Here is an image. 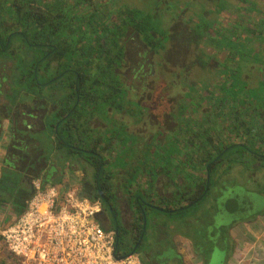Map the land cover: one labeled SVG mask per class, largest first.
<instances>
[{
  "label": "trees",
  "instance_id": "16d2710c",
  "mask_svg": "<svg viewBox=\"0 0 264 264\" xmlns=\"http://www.w3.org/2000/svg\"><path fill=\"white\" fill-rule=\"evenodd\" d=\"M147 1L110 11L95 0H0V71L7 62L14 71L10 93L0 74L9 156L27 183L59 184L58 165L76 160L79 193L101 203L99 221L116 231L118 256L136 254L150 196L160 198L156 210L186 212L228 188L219 181L233 168L264 170V0ZM196 66L215 67L217 81L189 80L185 72ZM157 68L170 84L155 85ZM145 120L156 128L148 140L126 122ZM55 153L63 154L57 162ZM235 185L260 199L254 213L264 214V185ZM117 188L141 213L129 229L119 221ZM235 221L220 240L228 243ZM197 251L213 263L214 248Z\"/></svg>",
  "mask_w": 264,
  "mask_h": 264
},
{
  "label": "rangeland",
  "instance_id": "374dc122",
  "mask_svg": "<svg viewBox=\"0 0 264 264\" xmlns=\"http://www.w3.org/2000/svg\"><path fill=\"white\" fill-rule=\"evenodd\" d=\"M68 5L73 4V0H64ZM96 4L103 5L106 9H109L110 11L118 10L121 7H149L150 2L147 0H95ZM234 3V0H229ZM257 2L261 5V0H257ZM103 7V8H104ZM19 55V51L15 53ZM25 59V58H24ZM13 63L7 62L6 67L3 68V71H0V74L7 77V80L2 83V88L10 93L11 86L10 82L13 80ZM188 72H185V75L188 77V79L193 81H201L203 83L205 82H214L217 81L216 77V68L215 67H207L204 71L200 70L198 66L193 68H188ZM162 71V75H161ZM168 71H172L168 69ZM161 76V79L158 80V82L155 83V85L160 84V81H164L165 84H170L171 81L169 80V75H166L164 70H161V68H157V78ZM181 90H183L180 87ZM3 100V99H1ZM34 105V104H31ZM31 105H29L31 107ZM29 106H26L27 109H31ZM146 121V122H145ZM143 124L138 126H133L130 124V121H126L128 123V130L135 135H139L140 137H143L144 140H148L151 135L155 133L156 128L153 126V124L149 123V121L145 120ZM6 121L1 124L3 128L0 129L2 131V134L0 136V140L5 136L4 134L7 133L8 135V125L5 123ZM10 138L8 142H5V140L1 141L0 147L3 144H7V146L10 143ZM160 140H162L160 138ZM141 145V141L139 142L138 146ZM0 152L2 153V150L0 149ZM6 154L9 152L8 148L5 151ZM60 156H63L61 153H55L52 155V159L54 162H57V158ZM60 159V158H59ZM64 163V162H63ZM62 163V164H63ZM64 168L62 169V166L58 165V171L61 174V180L59 183L60 187H76L77 189H81L82 187V181H83V173L82 168L79 166V163L76 160H71L65 163L63 165ZM87 168V167H86ZM91 174V170L88 171V175ZM58 175V174H57ZM59 176V175H58ZM86 181L90 182L91 178H88ZM225 181L228 185V188H222L223 190L217 192L216 196L209 200L205 199L202 204L199 206L196 204L192 208L188 209L186 212L179 211L175 213H164L163 211L156 210L154 205H158L160 202V198H153L150 196L148 198L149 202L145 203V206L143 207L144 210L142 212L144 213V216L146 218V226L144 231V236H142L140 239L137 240V249H136V255L143 261L145 264L151 263L152 258H160L162 259V264H166V261L172 262L171 264H178L177 261H174L177 259V251L178 254L181 253L180 250L182 246H184V241L187 243L186 247L188 248V252L190 253L197 250H202L206 256H209V252L212 248L215 249L214 253V260L211 264H222L224 262L223 258V248H227L228 243L222 241L224 238L223 234H220L219 231L223 230V228H228L231 226L232 221L236 220L232 225V232L233 236H241L237 232L239 230H243L244 235L248 236V240L256 241L257 233L261 231V233H264V214L262 212H256L254 213L255 209L257 208L258 200L255 196H252L251 194L244 193L241 187L236 186L235 184H239L244 186L245 188L256 191L260 189L264 185V170L255 172L253 174H249L248 172H243V170L238 166L233 168L231 171L225 173L219 182ZM118 182V181H117ZM229 182V183H228ZM167 186V191H170L172 189V186ZM230 186V187H229ZM156 192L159 193L161 196L169 197L167 192L162 189V186L159 185L156 187ZM165 192V194H163ZM172 192V191H171ZM170 192V193H171ZM116 195H117V209L119 213V221L120 223L126 228L129 229L131 226V222L134 220V215H138V217L141 215L140 212L136 211L135 213L133 210L129 209V203L128 200L124 197L123 192L120 190V188L116 189ZM169 193V194H170ZM168 204V203H166ZM165 204V205H166ZM250 204V205H249ZM131 206V204H130ZM181 206V205H180ZM10 207V208H9ZM6 209L7 216H10L12 218L15 217L16 214H18V210L13 206L10 205ZM9 208V212H7ZM133 209V207L131 206ZM1 211V210H0ZM104 212L101 211V215H103ZM253 216L256 215L255 218L251 219V222H242L239 219L248 217L250 215ZM1 214V213H0ZM105 214V213H104ZM108 216V215H107ZM245 216V217H243ZM137 217V218H138ZM136 220V225L138 219ZM106 218H103V220ZM239 220V221H238ZM244 220V219H243ZM6 221V220H5ZM108 224V221L106 222ZM105 224V223H104ZM135 224V221L133 225ZM106 225V224H105ZM132 225V226H133ZM213 227V228H212ZM246 228V229H244ZM209 231V232H206ZM137 234V230H129V235L134 238V236ZM222 238L221 240L219 238ZM261 238L264 240V234L261 235ZM214 241V244H212ZM239 245H236L234 240L232 241V247H233V258L236 260H239L241 258L246 257V251L243 250V246L246 248L247 243L245 240L240 241ZM242 243V244H240ZM250 245V244H249ZM263 248L264 252V243L263 246L259 245ZM0 243V250L1 248ZM237 248V251L235 252V249ZM191 248V249H190ZM226 255L229 254V248L226 250ZM159 256V257H158ZM196 256V255H195ZM5 255L1 254L0 260L4 258ZM9 258V257H8ZM209 258V257H208ZM199 260H201L203 263H205L204 258L202 255H199ZM11 258L6 260L5 264H13L11 262ZM143 263V264H144ZM256 264H264V256L261 257V260L257 259Z\"/></svg>",
  "mask_w": 264,
  "mask_h": 264
},
{
  "label": "built area",
  "instance_id": "2783aa9c",
  "mask_svg": "<svg viewBox=\"0 0 264 264\" xmlns=\"http://www.w3.org/2000/svg\"><path fill=\"white\" fill-rule=\"evenodd\" d=\"M101 211L76 187L34 179L25 210L0 232V243L17 264H143L134 253L116 255V231L102 227Z\"/></svg>",
  "mask_w": 264,
  "mask_h": 264
},
{
  "label": "crops",
  "instance_id": "0c3cea01",
  "mask_svg": "<svg viewBox=\"0 0 264 264\" xmlns=\"http://www.w3.org/2000/svg\"><path fill=\"white\" fill-rule=\"evenodd\" d=\"M4 135L5 136H3V138L0 140V144L2 140L6 139L5 142L9 141V136L7 135V133H5ZM0 149L2 150V153L0 152V210H1L0 232H1L7 227L11 226L19 217V215L25 210L27 202L31 196V183L29 182L27 183V179H25V175H23L20 172L19 161H17L15 158L14 159L11 158L8 152L6 154L5 151L7 150V144L6 143L3 144L0 147ZM51 185L60 188L59 184H51ZM10 205H13L18 210V214H16L14 218L7 216L6 214V209ZM9 208L7 212H9ZM98 221H99V217H98ZM106 227L109 228V226ZM243 232L245 231L239 230L237 233L240 234L241 236L234 237L232 232V227L228 230L229 241L226 250L229 248V254L225 255L223 264H256L257 259L261 260V257L264 256L263 248L259 246V245L263 246L264 240L263 238H261V235L263 236L264 233L262 234L261 231L257 233L256 236H254V238H256V241H253V240H248V236L244 235ZM237 239H239L240 241L245 240L247 243L246 248L244 246L242 247L243 250L247 252L246 257L245 258L240 257L239 260H236L237 256H235L236 257L235 259L232 257L233 256L232 241L234 240L235 244L239 245ZM186 242L184 241V246H182L180 250L181 253L178 254L177 251L176 254L177 259L174 261H177L178 264H205L198 259L199 257L198 251H194L193 253V251L191 252L190 250V253L188 252V248L186 247L187 244ZM237 248L238 247H236L235 252L237 251ZM1 254H4L5 257L0 260V264H5L6 260H8L9 258L7 254L3 252V250H0V256ZM11 262L13 263L14 261L12 260ZM171 263H173V261L172 262L166 261V264H171ZM148 264H162V259L152 258L151 263Z\"/></svg>",
  "mask_w": 264,
  "mask_h": 264
},
{
  "label": "water",
  "instance_id": "95a60500",
  "mask_svg": "<svg viewBox=\"0 0 264 264\" xmlns=\"http://www.w3.org/2000/svg\"><path fill=\"white\" fill-rule=\"evenodd\" d=\"M117 259H120L121 257H116Z\"/></svg>",
  "mask_w": 264,
  "mask_h": 264
}]
</instances>
